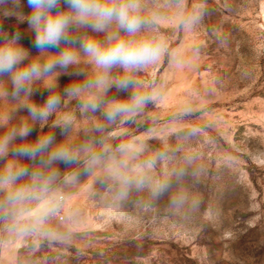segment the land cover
<instances>
[{"label": "rangeland", "instance_id": "rangeland-1", "mask_svg": "<svg viewBox=\"0 0 264 264\" xmlns=\"http://www.w3.org/2000/svg\"><path fill=\"white\" fill-rule=\"evenodd\" d=\"M29 12L27 0L19 8L11 0L0 6V43L18 31V43L34 56ZM142 14L158 15L152 31L177 60L165 54L127 74L134 86L107 92L108 102L127 100L133 91L158 96L140 111L114 124L100 111L82 113L64 88L94 74L85 58L81 75L70 68L59 76L62 103L43 124L31 121L20 101L0 97V136L23 123L35 129L12 141L0 173L18 163L39 168V159L11 149L42 135L78 153L89 142L99 152L101 137L112 148L92 168L84 153L69 164L55 162L53 211L35 227L36 201H8L30 177L0 188V264H264V0H143ZM193 16L195 23L181 25ZM124 75L121 68L111 72L113 79ZM10 87L0 78V88ZM34 87L40 90L31 99L42 104L49 90L40 82ZM66 117L72 125L63 132L57 121ZM97 124L105 125L102 132ZM120 144L144 150L121 154ZM150 159L154 166L141 169ZM73 173L75 181L64 183ZM20 208L26 230L16 226Z\"/></svg>", "mask_w": 264, "mask_h": 264}, {"label": "clouds", "instance_id": "clouds-1", "mask_svg": "<svg viewBox=\"0 0 264 264\" xmlns=\"http://www.w3.org/2000/svg\"><path fill=\"white\" fill-rule=\"evenodd\" d=\"M9 0H0V6ZM18 8L22 0H11ZM30 12L27 25L34 33L33 47L37 55L18 43L21 33L15 32L12 39L0 43V78L7 77L11 82L10 89L0 88V97H10L20 101V108L27 111L34 123H45L62 103L63 97L55 92L60 75H81L83 70L78 66L82 58L93 67L94 74L87 76L82 82L72 81L64 88V95L79 101L82 113L102 112L108 124L140 111L147 103L158 96L133 91L130 98L108 102L105 96L110 88L127 90L136 82L127 75L157 63L167 54L171 61L177 60V53L169 51L166 41L153 33L158 15L142 14L143 0H27ZM5 14H8L6 12ZM198 17H182L181 25L195 23ZM144 33H152L144 35ZM102 35V39L99 37ZM56 49L55 52L51 51ZM114 68L123 69L125 75L113 79ZM40 82L49 90V95L42 104L31 99L34 92L40 89L34 85ZM34 123H23L0 136V158L8 154L10 145L17 137L26 139L35 129ZM72 125L70 118L57 121L63 132H68ZM104 124H97L96 130L102 132ZM100 151L94 150L91 142L82 144L79 153L87 157V167L100 164L112 152L110 145L101 137L98 141ZM16 156L30 160L39 159V168L29 169L18 163L0 173V188L14 185L24 176L30 177V183L17 187L9 192L8 201L13 205L33 200L39 204L34 214L32 227L39 224L53 209L49 207L48 198L51 186L60 173L52 166L60 161L69 164L77 161L78 152L71 151L63 144H55L54 135L38 136L33 142L13 147ZM143 145L120 144L116 151L133 156L142 152ZM160 153L158 158H164ZM155 159L142 162L141 169L152 168ZM76 175L64 176V183H72ZM160 185L159 188H163ZM25 217V209L17 212V227L26 230L28 225H21Z\"/></svg>", "mask_w": 264, "mask_h": 264}, {"label": "built area", "instance_id": "built-area-1", "mask_svg": "<svg viewBox=\"0 0 264 264\" xmlns=\"http://www.w3.org/2000/svg\"><path fill=\"white\" fill-rule=\"evenodd\" d=\"M62 199H63V196L60 197V200H62Z\"/></svg>", "mask_w": 264, "mask_h": 264}]
</instances>
